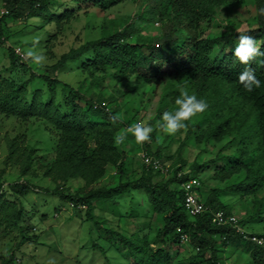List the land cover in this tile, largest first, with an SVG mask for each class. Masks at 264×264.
Segmentation results:
<instances>
[{
	"label": "rangeland",
	"instance_id": "1",
	"mask_svg": "<svg viewBox=\"0 0 264 264\" xmlns=\"http://www.w3.org/2000/svg\"><path fill=\"white\" fill-rule=\"evenodd\" d=\"M57 1L68 3L66 0ZM3 2L0 0V14L4 11L3 7L8 11V7H11ZM82 8L86 14L79 11L75 19L61 21L57 31L52 24L40 30L44 24L32 18L20 17L5 21L9 44L19 52L17 56L22 61L28 59L25 52L29 50L44 57L40 65L30 59L29 62L25 61L39 75L37 78L45 81L43 84L39 80L34 81V89L47 90V82L43 77L53 76L51 74L54 72L59 80L71 86L69 92L76 96L75 102L80 108L87 110V100L102 98L108 112L115 113L113 116L118 121L106 119L105 125L97 127L101 138L94 144L82 143L78 149H66L58 153L59 141L73 129L63 130L60 126L57 131L33 115L24 117L20 114L13 115L9 110L7 113L0 111V183L3 184L4 192L0 196V264L131 262L130 251L118 241L115 249L113 248L114 235L132 237L130 241L141 246L145 255L155 249H163L169 256L170 264H198L197 261L200 264H264V258L257 255V248L253 246H264V183L252 194L242 193L239 189L233 190L240 184L254 180L245 166L257 160L252 143L255 138L252 120L258 119L257 113L253 108L242 104L241 97H234L235 100L231 102V86L214 79L200 89L202 94L189 92L206 100L207 109L186 121L184 129L168 134L160 127V117L164 111L174 110L177 98L174 95L184 89L183 86L166 82L141 85L104 78H98L94 85L87 78L80 85V80L87 73L81 72L82 68L73 63H68L63 71L57 73L56 66L62 54L94 39L101 28H108V24L111 30L134 18L132 27L136 29L139 39L145 42L154 35L161 34L159 27L162 22L156 18L152 24L147 21L136 23V15L144 9L142 6L137 8L129 1L103 10L86 3L82 4ZM212 12L213 19L204 36L209 32L216 36L242 34L257 19L254 0H220L213 5ZM59 14L61 12L57 13ZM5 64L0 58L1 93L4 94L8 90L4 81H13L17 87L26 80V73L8 76L4 71ZM60 84H56L58 93L62 87ZM52 87L55 88V85ZM64 93L66 94L63 96L57 94L55 101L64 98L68 91ZM230 103L232 108L229 107ZM226 120L228 123L222 127L225 134L219 142H215L216 136H213L212 129ZM138 121L147 122L153 128L149 141L137 143L128 134L121 144L114 142L118 133ZM235 123L238 124L237 127L234 126ZM106 129L113 136L112 142H109L112 151L108 152L107 160H99L92 166L84 165V172L81 173L83 176L80 175V178L71 174L69 169L58 172L61 168L54 173L48 171L53 162L57 163L58 155L63 164L67 161L69 152L73 154L72 159L77 155L78 162L84 156L87 158L92 153H98L104 139L103 131ZM84 130L88 133L89 127L84 126ZM93 135L87 136L92 138ZM148 145L153 149L158 146L163 149L164 156L182 160L196 169L200 176L201 199L234 215L242 232L250 238L260 240V244L252 240L249 241L253 244L239 240L227 242L220 234L205 226L202 232L189 238L187 232L168 224L165 215L155 216L153 221L150 219L148 211L152 207L153 194L148 195L145 191L134 190V186H130L129 190L124 189L113 196L111 189L141 178L143 173L135 155L139 156L143 150L140 148ZM236 160L240 163L233 165ZM232 166H238L239 171L229 173ZM169 177L170 175L167 176ZM150 180L159 186L158 192L162 193L160 188L166 184L167 179L155 176ZM24 181L46 188L50 194L37 195L11 186L14 182L21 184ZM56 191L65 196L87 198L91 209L93 208L94 222L85 221L87 206L74 201H60L59 195H54ZM102 192L107 195H102L104 200L101 201L98 197ZM254 213L257 214L255 217L252 216ZM154 221L157 231L142 235ZM94 223L98 226L105 224L107 227L104 228L111 232L105 234L101 229L93 228ZM183 234L187 237L182 238ZM93 244H98L99 248L92 249ZM137 256L142 258L144 255L140 253Z\"/></svg>",
	"mask_w": 264,
	"mask_h": 264
},
{
	"label": "trees",
	"instance_id": "2",
	"mask_svg": "<svg viewBox=\"0 0 264 264\" xmlns=\"http://www.w3.org/2000/svg\"><path fill=\"white\" fill-rule=\"evenodd\" d=\"M3 1V3L9 4L11 7H8L9 11L3 7L6 13L0 16V58L6 62L4 71L6 74L8 73V76L26 73V80H24V84L17 87L13 81H4L8 87L6 94L1 93L2 84L0 82V111L7 113L9 110L13 115L20 114L24 117L33 115L49 126L54 127L57 131L60 126V129L63 130L73 129L68 131L64 138L61 139L60 136L61 140L58 143L56 152L59 153L66 149L69 151L70 149H78L82 143L94 144L101 138L97 127L105 125L106 119L115 121H118V119L113 116L115 113L110 114L108 112L103 101H101L103 100L102 98L87 100L86 106L89 105L87 110L84 107L80 108L75 102L76 96L69 92L71 86L59 80L54 72L51 74L53 76L46 75L43 77L47 82V90L42 88L34 89V81L39 80L42 84L45 81L38 79L37 76L39 75L25 62H29L30 58L22 61L17 56L19 52H16V49L10 46L9 36L4 27L5 21L11 18H32L44 24L40 27V30L44 29V26L52 24L55 31H57L61 21L67 22L75 19L79 11H83V14H86L85 9L82 8L83 3L103 10L129 1L136 5L137 8L142 6L144 9L139 15H136V23L147 21L152 24L155 18L160 23L162 22L159 27L160 35H154L146 42L139 39L140 36L137 35L136 29L132 27L134 18L121 23V26L114 27L111 30L108 24V28L107 26H104V30L101 28L99 35L94 39L87 40L62 54L55 71L59 73L66 68L68 63H73L82 68L81 72L87 73V76L80 80V85L87 78L92 80V85L98 78H104V80L114 79L117 82L123 80V82L141 85H158L166 82L183 86L185 90L199 94H202L200 89L206 87V84H209L214 79L228 84L232 90L231 102L235 100L233 99L234 97H241L242 104H246L248 108H253L258 117V119L252 120V124L255 127L253 131L255 138L252 143L255 147L254 151L257 154V160L245 166L251 172V177L254 180L240 184L233 190L239 189L242 193L252 194L257 187L264 183V83L259 88H254L251 92H248L238 82V74L245 67H251L256 76L264 81V55L256 56L249 61L248 65H244L238 62L233 54L237 36L240 34L231 33L226 36H216L209 32L207 36H204L213 19L212 7L220 0H66L68 3H61L57 0ZM254 2L257 19L249 27L250 29L242 34L252 36L260 52L264 53V15L258 14V9L264 7V0H254ZM58 12H61V14L57 15ZM5 52L6 54L4 55ZM182 54L183 56H181ZM78 71H80L79 68ZM57 83L62 84L59 93L56 89ZM54 85L55 88L52 87ZM67 91L68 94L64 98L58 102L55 101L57 94L63 96L66 94H63V92ZM179 93L180 91L174 96L178 97ZM107 104L108 102H106ZM229 107L232 108L233 105L230 103ZM226 123H228V120L224 123H218L212 129L213 136H216L214 137L215 142H219L222 135L225 134V130L222 127ZM84 126L89 127L88 133L85 132ZM234 126L237 127L238 124L235 123ZM91 134H94L92 138L87 136ZM218 134L220 135L217 136ZM103 135V143L98 148V153H92L87 158L84 156L83 160L78 162L76 161L77 155L72 159L73 154L69 152V156L66 158L67 161L63 164H61L60 155H58L59 159L56 158L57 156L55 157L57 163L54 164L53 162L52 167H49L48 171L54 173L61 168L58 172L64 171L63 169H69L71 174L80 178V175L83 176L81 173L84 172V165L92 166L99 160H107L108 152L112 151L109 147V142H112L113 136H111L108 129L103 131ZM140 149L146 151L148 155L156 158L160 163L169 162L175 168L174 172L177 169L189 170L200 177L198 171L189 163L186 164L182 160L164 156L162 154L164 153L163 149L158 146L153 149L148 145ZM135 156L137 164L143 173L141 178L111 189L110 193L113 196L118 195L124 189L129 190L130 186H134V190H143L148 195L149 193L154 195L152 207L148 211L152 221L155 216L164 217L165 215L164 218L168 224L176 225L181 231L187 232L189 238H192L195 233L202 232L203 226H205L213 230L214 233L220 234L227 242L239 240L251 243L242 234L236 232V229L232 226L212 225L210 221L212 212L221 211L227 215L230 213L228 211L224 212L219 206H214L211 204L212 202H204L200 194L199 199L208 208L209 212L194 219L188 218L182 208L183 191L179 187L185 178L178 179L175 174L167 178V175L161 174L151 166H146L139 156ZM235 163L239 164L240 162L236 160L233 165ZM237 167L234 168L232 166L229 173L239 171ZM119 170L121 171L122 168ZM155 176L167 179L166 184L161 186L162 189L160 188L162 193L158 192L159 186L153 184L150 180ZM11 186L13 189H19L23 192L31 191L37 195L50 194L48 189L36 186L29 181H24L21 184L14 182ZM61 193L57 191L54 193V195H59L60 201H74L87 206L85 221L94 222L93 208L91 209L87 198L80 199L76 196H65ZM3 194V184L0 183V196ZM102 195H107V193L102 192L100 194L98 199H101V201L104 200ZM256 215L254 213L252 216L255 217ZM97 223L93 224L97 225V229H101L105 234L111 232L110 229L104 228L105 224L98 226ZM156 231L157 228L154 221L142 235L155 233ZM140 233H143V231L140 230ZM112 238L114 246L118 241L123 248L125 247L130 251L129 259L131 262L129 261L127 264H170L168 254L161 248L155 249L153 252L150 251L145 255L141 246L130 241L132 237L123 235L116 237L114 235ZM253 246L257 248V255L264 258V246L255 244ZM140 253L144 255L142 258L137 256ZM197 263L200 264V261H197ZM7 264H10V262Z\"/></svg>",
	"mask_w": 264,
	"mask_h": 264
},
{
	"label": "clouds",
	"instance_id": "3",
	"mask_svg": "<svg viewBox=\"0 0 264 264\" xmlns=\"http://www.w3.org/2000/svg\"><path fill=\"white\" fill-rule=\"evenodd\" d=\"M258 14L264 15V7L258 9ZM233 54L238 62L244 65H248L249 61L253 60L256 56L264 55V53L260 52L255 39L247 34H240L237 36L236 46L233 50ZM25 56L30 58V60L37 65H40L44 60L42 54H38L33 50L25 52ZM238 82L243 87V89L248 92H251L254 88H259L261 84L264 83V81L256 76L254 70L251 67H245V69L238 74ZM174 104L176 106L174 110L164 111L160 117V127L168 134H175L177 131L184 129L186 127V121L190 120V118L196 116L198 113H203L208 107L206 100L203 98H197L195 94H190L189 91L185 89L180 90L179 96L175 99ZM152 131L153 128L147 122L138 121L134 125L124 129V131L118 133L114 137V142L116 144H121L126 139L128 134H131L137 143L142 144L150 140V134ZM163 164H169L171 166L169 162ZM190 173L196 176L195 173L191 171ZM196 177L200 182V177ZM211 224L217 226L212 222ZM183 235L187 237L186 234ZM243 236H245V239L250 240L249 235L244 234Z\"/></svg>",
	"mask_w": 264,
	"mask_h": 264
},
{
	"label": "built area",
	"instance_id": "4",
	"mask_svg": "<svg viewBox=\"0 0 264 264\" xmlns=\"http://www.w3.org/2000/svg\"><path fill=\"white\" fill-rule=\"evenodd\" d=\"M5 13L6 11H2L0 16ZM139 157L146 166L153 167L163 175L172 176L175 174L178 179L185 178L180 183L179 187L183 191L182 208L188 218L194 219L209 212L208 208H206L204 203L199 199L200 182L194 174L190 173L188 170L184 171L182 169H177L176 172H174L175 168L171 167L169 164L160 163L156 158L151 157L144 150L140 151ZM210 218L211 222L217 226L229 225L234 227L236 232L243 234L241 228L238 226V220L232 214L227 215L221 211L212 212ZM184 236L185 235H183L182 238H184ZM251 238L250 240L260 244V240Z\"/></svg>",
	"mask_w": 264,
	"mask_h": 264
},
{
	"label": "crops",
	"instance_id": "5",
	"mask_svg": "<svg viewBox=\"0 0 264 264\" xmlns=\"http://www.w3.org/2000/svg\"><path fill=\"white\" fill-rule=\"evenodd\" d=\"M97 227V225H93V228H96ZM94 247H96V249L97 248H99V245L98 244H93L92 245V249L94 248ZM114 249H115V246L113 247ZM126 264H127V262H125Z\"/></svg>",
	"mask_w": 264,
	"mask_h": 264
}]
</instances>
